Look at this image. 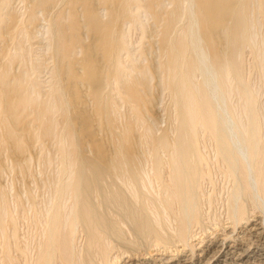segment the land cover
I'll return each instance as SVG.
<instances>
[{"label": "bare ground", "instance_id": "bare-ground-1", "mask_svg": "<svg viewBox=\"0 0 264 264\" xmlns=\"http://www.w3.org/2000/svg\"><path fill=\"white\" fill-rule=\"evenodd\" d=\"M0 264H264V0H0Z\"/></svg>", "mask_w": 264, "mask_h": 264}, {"label": "rangeland", "instance_id": "rangeland-1", "mask_svg": "<svg viewBox=\"0 0 264 264\" xmlns=\"http://www.w3.org/2000/svg\"><path fill=\"white\" fill-rule=\"evenodd\" d=\"M143 18H144V19H148L149 22H152V18L149 17L148 15H147V16L145 15ZM138 33H140V31H138V30H135V31H134L135 38L138 37V35H137ZM152 39H154V37H153V33H152V27H150V28H148V37H147V41H150V40H152ZM147 41H146V42H147ZM143 44L146 45L147 43L144 42ZM143 58H144V57H142V58H140V59L138 60V63H139V64H144V59H143ZM46 71H47V69H45L44 72L42 73V77H43V79L46 78V76H48V74H45ZM43 75H44V76H43ZM124 110H125V107H124ZM163 124H165V122L162 123V125H163ZM155 257H157V254L155 255ZM158 257H160V255H158Z\"/></svg>", "mask_w": 264, "mask_h": 264}]
</instances>
